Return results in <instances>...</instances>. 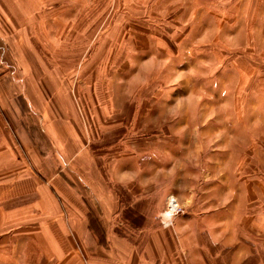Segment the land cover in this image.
<instances>
[{
    "label": "rangeland",
    "instance_id": "obj_1",
    "mask_svg": "<svg viewBox=\"0 0 264 264\" xmlns=\"http://www.w3.org/2000/svg\"><path fill=\"white\" fill-rule=\"evenodd\" d=\"M43 7L38 52L59 80L1 102L0 264H264V0ZM41 104L63 140H37L39 164L17 134ZM170 195L181 212L164 228Z\"/></svg>",
    "mask_w": 264,
    "mask_h": 264
},
{
    "label": "crops",
    "instance_id": "obj_2",
    "mask_svg": "<svg viewBox=\"0 0 264 264\" xmlns=\"http://www.w3.org/2000/svg\"><path fill=\"white\" fill-rule=\"evenodd\" d=\"M43 1L44 0H0V67L2 66L3 68L2 62L11 64L10 79L12 80V83H7V85L4 83H0V113L4 111L3 109L4 107L1 105V102H6L5 98L7 91L11 90L12 92L14 91L20 92V90L22 89V91H24L26 96L27 90L32 91L40 87L38 79L44 78L43 75H45L47 78L52 79L55 82H58L57 80H59L58 77L59 74L56 68L48 71V67L42 66L44 64L49 63L50 61L48 60L47 57L42 56V54L38 52L42 49L43 46H45L46 44L45 42H47V31H46L47 20L41 17L43 12H44L43 15L47 14L43 7ZM204 12L205 11L201 12L202 16H204V14L206 13ZM10 47H14L15 52L13 50H10L9 49ZM26 80H27V84H25ZM13 105L15 106V104ZM29 107L33 108L32 106ZM43 107L44 106L41 104L39 108V109H43L42 113H40V116H42V122L40 125L41 127L39 126L38 121L37 122L35 121L36 127H34V129L32 130L33 135L30 136V132H29L30 129L28 130L27 127L24 125L25 132L28 135L27 137L30 138L33 147L26 146L25 142L21 138L23 137L26 140L27 137L25 135L17 134L20 143L24 145V147L26 148L27 154L32 159L38 161L39 164L41 160H44L45 157L38 152L39 149H38L37 140L40 139L44 140L46 136H50L53 137L54 139H57L59 134L61 141L63 140L61 132L59 130L57 132L56 130L62 126V123H60L61 121L59 120L57 124L52 123L54 121H52L53 119L51 120V116L49 120H47L45 118L46 113H44L45 111ZM178 114L180 118L182 117L184 118L183 115H181L180 113ZM48 121L50 122L49 125H47ZM4 124H5V128L8 129L9 126H7L5 122ZM11 125H13L14 133H17L14 124ZM190 125L191 124L189 123L188 127H190ZM69 126L70 125L67 124L66 128H70ZM37 128H38V132L36 131ZM34 130L36 131V133L34 132ZM65 133L66 134L63 135V138L65 137L64 140L69 144L71 150L72 148L71 145L73 143L72 131L66 129ZM3 135H4L3 138L6 137L4 144L6 143V145L9 146L11 141H9L8 134H6L5 132ZM10 140H12L14 143L13 138L12 139L10 138ZM72 159L73 157L71 156L70 158L69 156V160ZM115 170H116L115 168L109 170L110 173L109 181L112 180L111 177L113 176V174H115L114 172ZM117 176L118 177L115 179L116 182H122L123 175L119 174ZM48 192L50 194V191ZM110 192L111 191L109 187V193ZM50 196L52 197L51 194ZM50 207L54 209L55 207L54 201L50 202ZM60 224H62V222H60ZM58 230H60L59 231L61 235L60 238L66 237L68 243L69 239L67 232L64 231V227L60 226ZM49 238L52 237H48V239ZM73 254H75V250H73V248L71 247H64V248L62 247L59 250V255L63 257H68V260H72Z\"/></svg>",
    "mask_w": 264,
    "mask_h": 264
},
{
    "label": "clouds",
    "instance_id": "obj_3",
    "mask_svg": "<svg viewBox=\"0 0 264 264\" xmlns=\"http://www.w3.org/2000/svg\"><path fill=\"white\" fill-rule=\"evenodd\" d=\"M181 212V206L177 202V197L170 195L168 198L167 209L161 213L160 221L164 228L171 227L177 215Z\"/></svg>",
    "mask_w": 264,
    "mask_h": 264
},
{
    "label": "bare ground",
    "instance_id": "obj_4",
    "mask_svg": "<svg viewBox=\"0 0 264 264\" xmlns=\"http://www.w3.org/2000/svg\"><path fill=\"white\" fill-rule=\"evenodd\" d=\"M167 204H168V201H167Z\"/></svg>",
    "mask_w": 264,
    "mask_h": 264
}]
</instances>
